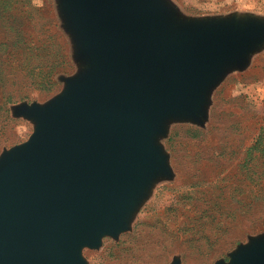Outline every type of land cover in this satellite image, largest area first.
<instances>
[{
	"label": "water",
	"instance_id": "1",
	"mask_svg": "<svg viewBox=\"0 0 264 264\" xmlns=\"http://www.w3.org/2000/svg\"><path fill=\"white\" fill-rule=\"evenodd\" d=\"M86 68L44 105L22 106L28 139L0 155V264H85L166 171L163 119L197 117L222 68L264 22L175 20L163 0H62ZM216 264H224L217 262ZM229 264H264V241Z\"/></svg>",
	"mask_w": 264,
	"mask_h": 264
},
{
	"label": "rangeland",
	"instance_id": "2",
	"mask_svg": "<svg viewBox=\"0 0 264 264\" xmlns=\"http://www.w3.org/2000/svg\"><path fill=\"white\" fill-rule=\"evenodd\" d=\"M175 20L264 22V0H163ZM87 66L62 0H0V155L26 141L44 105ZM154 177L125 227L82 247L85 264H229L264 241V39L222 68L197 117L172 114Z\"/></svg>",
	"mask_w": 264,
	"mask_h": 264
}]
</instances>
